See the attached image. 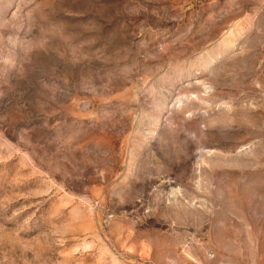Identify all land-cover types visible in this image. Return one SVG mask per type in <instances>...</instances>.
<instances>
[{
    "label": "rangeland",
    "instance_id": "obj_1",
    "mask_svg": "<svg viewBox=\"0 0 264 264\" xmlns=\"http://www.w3.org/2000/svg\"><path fill=\"white\" fill-rule=\"evenodd\" d=\"M0 264H264V0H0Z\"/></svg>",
    "mask_w": 264,
    "mask_h": 264
}]
</instances>
